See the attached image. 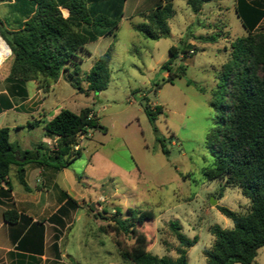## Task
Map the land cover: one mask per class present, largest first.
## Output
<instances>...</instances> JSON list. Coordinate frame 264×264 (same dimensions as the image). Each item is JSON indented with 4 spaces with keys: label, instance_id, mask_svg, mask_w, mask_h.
Instances as JSON below:
<instances>
[{
    "label": "rangeland",
    "instance_id": "374dc122",
    "mask_svg": "<svg viewBox=\"0 0 264 264\" xmlns=\"http://www.w3.org/2000/svg\"><path fill=\"white\" fill-rule=\"evenodd\" d=\"M161 3L127 0L116 36H103L87 45L90 54L81 55L79 73L73 78L85 89V78L96 60L112 48L109 85L100 93H79L66 75L49 87L38 81L9 80L12 52L0 57V93H8L16 106L27 109L0 114V128L11 129L13 144L31 149L42 139L43 124L63 109L78 114L90 108L100 126L107 129H89L79 137L81 153L59 179L76 193L70 196L73 217L62 243L71 259L65 258L63 264H131L130 259H123V253L139 236L146 239L154 255L176 258L179 243L171 222H178L188 238H198L187 252L188 264H207L204 251L214 242L210 227L233 228L232 220L222 215L218 206L248 210L250 201L240 189H226L221 198L222 182L203 176V169L214 164L207 138L216 127L211 102L217 77L230 57L231 41L248 35L237 3L234 7L233 0L222 2L230 6L223 15L216 2L195 14L187 0H174L176 14L169 21L170 36L146 39L134 26L143 23L140 13ZM63 13L67 16L65 10ZM12 18L8 3L0 2V19L8 30L14 28ZM0 44L9 50L3 41ZM172 47L177 48L176 59ZM169 60L173 72L184 68L182 76L169 80V73L161 69ZM146 103L163 108L155 125L144 112ZM38 121L40 127H27ZM55 144L50 141L48 152ZM117 208L123 218L134 209L153 211L154 219L139 224L136 235L116 238L110 219ZM255 262L264 264V247Z\"/></svg>",
    "mask_w": 264,
    "mask_h": 264
},
{
    "label": "trees",
    "instance_id": "16d2710c",
    "mask_svg": "<svg viewBox=\"0 0 264 264\" xmlns=\"http://www.w3.org/2000/svg\"><path fill=\"white\" fill-rule=\"evenodd\" d=\"M126 1L0 0L8 3L13 17L14 28L10 30L0 19V34L12 52L8 79L22 83L38 81L49 87L66 75L81 94L106 90L111 76L112 48L98 57L87 74L86 89L73 78L79 73L81 55L90 54L86 47L91 41L116 36ZM162 1L156 8L140 13L143 23L134 26L146 39L157 41L171 34L169 21L176 14L174 0ZM217 1L223 0H187V5L199 14L206 4ZM238 10L248 35L231 41L230 57L217 77L216 96L211 102L216 112V127L207 138L214 164L203 169V176L208 181L222 182L221 198L226 189H240L250 203L245 212L218 206V211L232 220L233 228L210 227L214 242L204 251L207 264H257L255 259L264 247V31L258 29L264 13L244 0H238ZM176 51V47L171 48L173 59L177 58ZM184 53L185 57L189 56ZM172 64L169 60L161 67L169 73V80L184 74L183 67L173 72ZM13 109L27 112L24 105L16 106L8 93L1 92L0 114ZM143 109L152 125L163 113L161 106L151 107L147 103ZM39 123L29 122L27 127L36 128ZM93 128L107 131L90 108L78 114L61 110L43 126L45 137L57 139L54 150L49 152L43 143L23 150L11 142L10 128H0V186L4 184L12 189L9 177L14 166L26 191L30 190L25 179L27 165L49 166L58 171L66 169L81 153L79 137ZM116 213L110 219L116 238L136 235V227L148 219L153 220L155 214L129 209L123 218L120 208ZM4 219L14 225L20 215L16 210H7ZM170 227L179 243L176 258L154 255L146 239L139 236L131 249L123 253V259H130L131 264H188L187 252L198 238L184 235L178 222H171Z\"/></svg>",
    "mask_w": 264,
    "mask_h": 264
},
{
    "label": "crops",
    "instance_id": "0c3cea01",
    "mask_svg": "<svg viewBox=\"0 0 264 264\" xmlns=\"http://www.w3.org/2000/svg\"><path fill=\"white\" fill-rule=\"evenodd\" d=\"M224 1L216 2L220 15L230 9V6L222 3ZM244 1L264 13V0ZM233 3L234 7L236 3L238 6V0H233ZM258 27L264 29V14ZM51 140L56 142L57 139L45 137L43 130L41 141L31 149L43 143L49 150ZM25 171L29 191L21 185L16 166L9 177L12 189L4 184L0 186V264H63L65 258L71 259L62 243L73 217L69 198L72 194L76 196V193L59 182L60 177L65 176L66 169L58 171L49 166L29 164ZM7 210L19 213L17 224L5 221L4 212Z\"/></svg>",
    "mask_w": 264,
    "mask_h": 264
},
{
    "label": "bare ground",
    "instance_id": "6f19581e",
    "mask_svg": "<svg viewBox=\"0 0 264 264\" xmlns=\"http://www.w3.org/2000/svg\"><path fill=\"white\" fill-rule=\"evenodd\" d=\"M0 42H2V41L0 40ZM9 53H10L9 50H6L2 46H0V57L5 58Z\"/></svg>",
    "mask_w": 264,
    "mask_h": 264
},
{
    "label": "built area",
    "instance_id": "2783aa9c",
    "mask_svg": "<svg viewBox=\"0 0 264 264\" xmlns=\"http://www.w3.org/2000/svg\"><path fill=\"white\" fill-rule=\"evenodd\" d=\"M0 40L3 41L6 44V46L9 48V50H10V53L6 56V57H8L11 54V49L8 46V44L6 43V41L3 39V37L1 36V34H0ZM192 53H193V51L190 52V54H192Z\"/></svg>",
    "mask_w": 264,
    "mask_h": 264
}]
</instances>
